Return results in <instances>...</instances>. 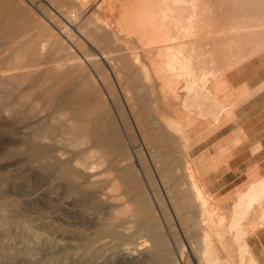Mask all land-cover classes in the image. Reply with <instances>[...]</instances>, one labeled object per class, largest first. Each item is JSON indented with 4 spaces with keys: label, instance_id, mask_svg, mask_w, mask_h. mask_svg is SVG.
I'll list each match as a JSON object with an SVG mask.
<instances>
[{
    "label": "rangeland",
    "instance_id": "374dc122",
    "mask_svg": "<svg viewBox=\"0 0 264 264\" xmlns=\"http://www.w3.org/2000/svg\"><path fill=\"white\" fill-rule=\"evenodd\" d=\"M1 1L0 264H251L229 231L240 195H210L208 173L190 155L193 140L237 102L229 101L226 74L210 67V97L189 112L185 78L175 95L142 78L145 94L125 96L127 81L117 83L116 72L122 53L135 49L151 67L147 47L124 27L148 0ZM230 2L228 22L240 20L247 33L239 55L251 59L264 50V0ZM95 115V133L107 138L99 145ZM190 175L208 200L207 236L196 210L205 199L198 204L190 193ZM262 207L245 214L241 231L264 223Z\"/></svg>",
    "mask_w": 264,
    "mask_h": 264
},
{
    "label": "crops",
    "instance_id": "0c3cea01",
    "mask_svg": "<svg viewBox=\"0 0 264 264\" xmlns=\"http://www.w3.org/2000/svg\"><path fill=\"white\" fill-rule=\"evenodd\" d=\"M185 1L190 2V0ZM207 1L200 0V6ZM151 2L148 0L138 5L124 24L127 30L125 33L135 36L142 47H147L145 51L150 61V70L140 62L139 54L135 49H128L125 51L127 59L122 56L123 52L116 60L119 76L117 83L127 81L123 92L129 90L131 92H128V95L133 93L136 98L137 94H145L146 90L145 87L137 85V82L143 78L139 76L142 67L148 74L145 81H150L152 78L162 81L160 88L162 94H177L179 90L176 87L177 81L185 78L189 80V84L183 89L186 91L183 106L189 112L188 108L199 102L201 97H210L207 81L214 76L210 67L217 68V75L226 74L229 101L237 102H234L235 106L231 108L228 117L223 115L219 124L210 126V130H206V135L196 141L193 140L191 147L196 150L194 149L190 155L196 164L201 165L200 170L208 173L206 187L210 188L208 190L210 195L223 197L240 195L231 209L233 216L228 223L230 227L234 214L239 210L248 215L259 203L263 206L260 210H264V50L248 60L239 55L246 44V31L241 30L243 25L240 20L237 24L228 22L227 15L235 11V7L227 2V6H217L213 9L211 15L198 16L202 31H199L198 38L194 39L198 45L197 60L185 71H177L180 66L185 68L183 50L186 44L182 41L166 42L167 29L170 28L167 26L170 22H165L164 26L160 20L161 13L168 10L167 5L175 7L170 0L153 1V4ZM230 3L237 4L233 1ZM188 4L190 3L185 5L186 9ZM139 8H143L142 11ZM137 11L141 13L137 14ZM143 21L149 22L150 27L141 28ZM180 34L178 26L175 32L171 31L170 37ZM101 50L107 49L101 48ZM172 54H181L175 64ZM130 59L139 61V69L133 75L126 76L122 74L120 68L124 65V60L128 63L131 62ZM110 66L114 69L115 63ZM170 68L176 73H171ZM111 73L114 74L113 71ZM219 107L224 110L221 104ZM188 114L182 118L191 122ZM206 127H208L207 123ZM160 144L163 145L162 142ZM184 168L190 171L189 161H185ZM247 215H244L245 218ZM262 218L264 219V212ZM241 232L242 245L245 246L246 254L250 256L252 264H264V223L258 224L248 234L245 231V233Z\"/></svg>",
    "mask_w": 264,
    "mask_h": 264
},
{
    "label": "bare ground",
    "instance_id": "6f19581e",
    "mask_svg": "<svg viewBox=\"0 0 264 264\" xmlns=\"http://www.w3.org/2000/svg\"><path fill=\"white\" fill-rule=\"evenodd\" d=\"M75 1H77V3L78 2L82 3L84 0H75ZM199 1L200 0H190V2H187L185 0H170V3H172L175 8H172V7H170V5H167V7H168L167 12L164 13L162 11L163 13H161L162 14V16L160 18V20L162 21L161 23L165 26L166 25L165 22H167V21L170 22L169 26H167V27H170V28L167 29L168 39L166 38V40H167L166 42H168V41L169 42L182 41L184 44H186L185 45V48L183 50V56H184V61H185V68L183 66H180L177 69V71H182V72L185 71V69H187L188 67L192 66L196 62V60H197V50H198L197 47H198V45L196 44V41H194V39L198 38V32L199 31H202V29H200V23L198 21V16L211 15L212 12H213V9H215L217 6H219V7H225V6H227L226 3L229 2V1L236 2L237 4H244L243 2L244 1L246 2V0H208L203 6H200V4H199L200 2ZM187 3H190L187 6L188 9L185 8V5ZM139 9L142 11L143 8H139ZM141 11H137V14H140ZM242 11H243V9H242ZM3 12H4V5H3V2L0 0V16H1V14H3ZM73 18H74V16H73ZM160 20H158V21H160ZM0 23H1V20H0ZM146 26L150 27L149 26V22L143 21L142 24H141V28H145ZM178 26H179V31H181V34L179 36H176V37H170L171 31L172 32H175V28H177ZM202 27H204V26H202ZM14 28L16 30H20L21 29L20 23L14 24ZM161 31H162V29H161ZM165 31H166V29H165ZM105 36H108V34L106 33ZM246 37H247V33H246ZM44 47H45L44 45H42L40 47V51L41 52L44 50ZM93 50H94L95 53H97V56L100 58V60H105L106 59L105 58V54H102V53L99 54L96 51V48H93ZM122 56L126 58L127 57V53H124ZM180 57H181V54H175V55L172 54L173 63L175 64L176 63V60L178 58H180ZM139 64L140 63H139V61L137 59H135L134 61L128 62V63H127L126 60H124V65L120 68V70L122 71V74L123 75H126L127 76V74H129L131 76V75L134 74V72L136 70L139 69ZM140 70H141V73L139 72V76H142L145 80H147L148 74H147L146 70L143 67ZM110 72H112V69H111ZM113 72L115 73L114 70H113ZM116 72L118 73V71H116ZM170 72L173 73V74L176 73V71L174 69H171V68H170ZM128 92H131V91L127 90L126 92H124V95L127 96L128 95ZM86 100L89 101V99H86L85 98V101ZM98 123H99V116L98 115H95L93 117L92 121H91V124H92V126L94 128L93 131H91V138L93 139V141L95 143H97L99 145L102 142H105V140H107V138L104 135H100V134H96L95 133V130H96L97 126H98ZM189 178H191V185L188 188L190 190V193L195 196L198 204L202 200L205 199V204H206L205 205V208L206 209L205 208H202L200 206V204H199L196 207V210H197V216L199 218H201V220L199 221V224L198 223L197 224L199 225V228L201 227V229L202 228L205 229V232H206L205 235L207 236L210 233V229L208 228V225L206 224V219H203L201 215H202V212H205V213H207L210 216V214L207 211V209L209 208V204H207L208 200L205 198V194L203 193L202 189H200V187H199L197 181L195 180L194 176L193 175H190ZM140 213H142V210L140 211ZM244 215H245V212L241 213V210H239L238 212H236L234 214V217H233V219L231 221V224H230V228L231 229L229 230L230 232L233 229H234V231L236 230L235 231L236 232V236L238 237V239L241 240V242L243 240V234L241 232V229L238 226L240 225L239 222L241 221V218ZM200 222H203V224H201ZM206 228H208V230H206ZM231 235H232V233H231ZM234 239H235V237H234ZM204 242H205V240H203V243ZM241 246H242L241 247L242 248L241 254H242V256H244L246 254V248L243 245H241ZM201 258H203L204 260H206L205 259L206 257H204V256H202Z\"/></svg>",
    "mask_w": 264,
    "mask_h": 264
}]
</instances>
